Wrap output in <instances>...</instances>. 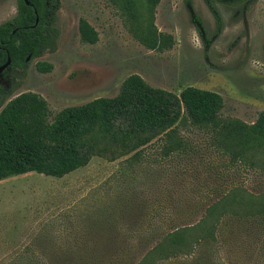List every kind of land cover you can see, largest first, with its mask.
Returning <instances> with one entry per match:
<instances>
[{
  "label": "rangeland",
  "instance_id": "1",
  "mask_svg": "<svg viewBox=\"0 0 264 264\" xmlns=\"http://www.w3.org/2000/svg\"><path fill=\"white\" fill-rule=\"evenodd\" d=\"M216 5L219 32L205 0H160L155 26L175 43L159 51L133 35L110 0H61L56 47L0 80L13 77L14 95H42L51 121L67 106L117 95L137 73L176 93L189 85L214 90L224 99L222 117L253 123L264 110V0ZM17 12L18 0H0V24ZM82 18L97 30L96 43L82 39ZM40 62L51 70H40ZM178 129L187 145L172 156L163 155V140L156 139L139 161L132 154L95 156L63 177L28 172L0 180V264H264V217L246 202L264 192V170L232 165L207 129L189 123ZM234 192L242 194L229 197L223 216L190 233L213 228L209 246L149 254L165 234L199 223L209 205Z\"/></svg>",
  "mask_w": 264,
  "mask_h": 264
},
{
  "label": "trees",
  "instance_id": "2",
  "mask_svg": "<svg viewBox=\"0 0 264 264\" xmlns=\"http://www.w3.org/2000/svg\"><path fill=\"white\" fill-rule=\"evenodd\" d=\"M29 1L30 5L18 0L16 16L0 24V65L11 58V64L4 70L6 76L17 68H25L28 56L34 59L49 45L56 47L61 0ZM110 1L126 16L130 31L141 43L159 51L174 45V36L158 31L155 26V7L160 0ZM142 1L149 12L148 21L143 20ZM205 1L215 15L219 32L222 19L216 2L235 0ZM193 15L201 25L199 16ZM79 30L85 42L99 40L97 30L85 18L80 19ZM46 65L40 62L38 68L50 71L52 65ZM14 91L12 76L8 84L0 80V180L28 172L63 177L88 165L95 156L115 160L132 154L131 160L139 161L143 149L156 139L163 140V155L172 156L187 145L178 129L180 123L211 131L215 147L229 156L232 165L264 170V110L253 123L224 118L223 96L214 90L189 85L176 93L152 86L140 74L133 73L123 81L117 95L67 106L52 121L42 95L33 91L14 95ZM240 194L222 195L206 208L199 223L168 232L149 254L165 251L167 246L174 254L190 253L197 245L209 246L213 228H207L201 236H192L191 231L204 227L208 224L204 222L216 214L218 218L223 216L229 197ZM251 195L256 199L246 202L256 206L250 212L264 217V192L260 196ZM236 204L243 206L242 201Z\"/></svg>",
  "mask_w": 264,
  "mask_h": 264
},
{
  "label": "water",
  "instance_id": "3",
  "mask_svg": "<svg viewBox=\"0 0 264 264\" xmlns=\"http://www.w3.org/2000/svg\"><path fill=\"white\" fill-rule=\"evenodd\" d=\"M25 1L27 4L29 5L31 4L29 0H25ZM38 21H39V17H37L36 19V24L38 23ZM30 57L31 56H28L27 60H29ZM10 64H11V58L9 57L8 60L4 64L0 65V74H2L4 70H6L9 67Z\"/></svg>",
  "mask_w": 264,
  "mask_h": 264
},
{
  "label": "crops",
  "instance_id": "4",
  "mask_svg": "<svg viewBox=\"0 0 264 264\" xmlns=\"http://www.w3.org/2000/svg\"><path fill=\"white\" fill-rule=\"evenodd\" d=\"M4 180V179H3Z\"/></svg>",
  "mask_w": 264,
  "mask_h": 264
}]
</instances>
